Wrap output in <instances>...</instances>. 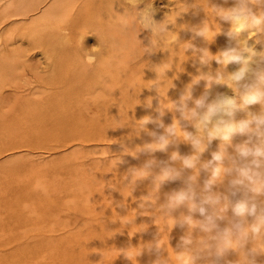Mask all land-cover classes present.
Instances as JSON below:
<instances>
[{"label": "bare ground", "instance_id": "1", "mask_svg": "<svg viewBox=\"0 0 264 264\" xmlns=\"http://www.w3.org/2000/svg\"><path fill=\"white\" fill-rule=\"evenodd\" d=\"M231 6L232 0H0V264H264V229L249 231L243 247L233 237L218 257L217 232L202 231L198 213L189 225L186 206L164 207L185 185L164 177L160 161L183 169L184 157L197 156L183 179L196 177L199 199L210 178L200 165L221 148L233 154L231 145L247 138L205 139L194 150L183 134L194 129L177 122L174 103L189 90L198 98L206 86L207 102L217 93L242 102L243 90L229 79L239 65L217 62L229 48L242 51L237 41L249 35H225L231 25L217 8ZM201 30L204 36L196 34ZM217 73L219 83L206 81ZM149 119L176 123L166 151L149 150L150 133L165 132ZM91 145L104 148L89 151ZM232 178L222 170L213 191L234 202ZM256 199L264 202V195ZM218 211L220 228L230 227L231 205Z\"/></svg>", "mask_w": 264, "mask_h": 264}, {"label": "clouds", "instance_id": "2", "mask_svg": "<svg viewBox=\"0 0 264 264\" xmlns=\"http://www.w3.org/2000/svg\"><path fill=\"white\" fill-rule=\"evenodd\" d=\"M224 3H229V0H224ZM232 3L234 6L217 8L219 19L231 25L225 35L232 39L245 32L249 35L243 41H237L238 44H243L242 51L229 48L221 53V58H218L217 62L224 65H239L229 79L238 89L243 90L240 93L242 102L238 103L235 97L225 93H217L214 99L207 102L211 93L206 86L204 93L198 98L194 99L189 90L187 94H181L179 100L174 103L175 111L179 113L177 122L183 121L194 129V131L185 130L183 133L185 140L194 150L202 149L205 139L211 144L214 139L231 141L235 136L247 138L231 145L233 154H227L221 148L212 152L211 159L200 165L204 173H210V178L204 179L199 199L195 190L196 177L189 176L187 180L183 179L184 169L195 168L199 163L197 156L184 157L183 169H176L170 163L160 161V169L164 177L169 181L181 180L185 185L179 191L168 195L164 207L172 212L178 207L186 206L189 215L185 217V223L189 225L193 223V214L198 213L203 218L198 221L199 228L204 232L213 230L217 232L213 239L217 241L218 257L224 254L233 237H236L237 243L243 247L247 242L249 231L259 234L264 229V202H257L256 199V196L264 191V109L259 112L250 110L252 105L264 104V39H262L264 38V0H232ZM148 19L149 15L145 14V20ZM159 30L163 31V27ZM205 32L206 30H201L196 34L204 36ZM254 37L256 38L254 43L248 45V39ZM258 44L262 46L260 51L256 49ZM201 63L206 61L201 59ZM205 79L208 82L215 79V82L219 83L223 77L217 73L215 78L207 75ZM189 101L192 102L191 107ZM245 110H247V118L237 121V113ZM146 122L156 124L157 129H165L163 134L157 131L150 133L155 138L148 146L150 151L156 149L166 151L173 145V138L178 131L176 123L165 126L162 120L149 119ZM225 160L228 161V167H224ZM145 167L151 168V161L147 162ZM222 170L233 176L229 182V190L234 202L228 196L213 191V186ZM229 204L235 220L229 221L230 227L221 229L217 221L223 220L224 217L218 210L227 208ZM209 209H211L210 213ZM190 242L183 241L184 244ZM252 253L255 254V249ZM249 264H256L255 259Z\"/></svg>", "mask_w": 264, "mask_h": 264}, {"label": "rangeland", "instance_id": "3", "mask_svg": "<svg viewBox=\"0 0 264 264\" xmlns=\"http://www.w3.org/2000/svg\"><path fill=\"white\" fill-rule=\"evenodd\" d=\"M36 56H37V58L38 57H40L39 55H37L36 54ZM96 148H104V147H96L95 145H91L90 147H89V151H93L94 149H96ZM92 154H95V155H97V156H103V155H106V154H108V152H93ZM260 194H263L264 195V191H262V193H260ZM2 233H6V232H2Z\"/></svg>", "mask_w": 264, "mask_h": 264}]
</instances>
